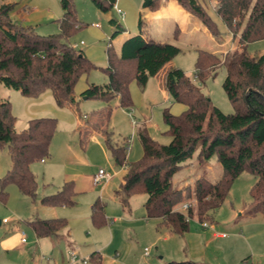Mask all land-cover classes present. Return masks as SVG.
I'll return each instance as SVG.
<instances>
[{
  "label": "trees",
  "instance_id": "16d2710c",
  "mask_svg": "<svg viewBox=\"0 0 264 264\" xmlns=\"http://www.w3.org/2000/svg\"><path fill=\"white\" fill-rule=\"evenodd\" d=\"M93 1L102 11H107L116 0ZM176 1L198 17L212 34H219L216 21L202 2ZM60 3L63 9L62 16L57 19L60 32L48 35L37 33L32 26L13 22L10 13L15 2L0 3V83L8 79L16 88H24L28 82L47 78L68 100L80 76L98 68L81 49L70 43L72 35L85 25L72 0H60ZM160 4L161 0L142 1V7L150 10H156ZM214 11L237 38L239 48L227 52L224 58L198 48L195 76L205 80L221 64L225 65L223 87L235 111L225 113L214 105L184 69L174 66L167 70L165 84L169 94L185 108L177 114L168 108L164 111V120L169 126L167 132L171 135L169 143L158 142L146 128H140L143 155L129 161L128 139L112 142L107 129L104 130L114 161L126 167L115 196L128 206L132 195L145 192L147 217L158 218V227L166 226L180 235L189 230L193 217L212 223L233 182L243 172L257 177L250 189L252 199L247 211L252 215L264 212V53L251 55L247 50L249 43L264 38V0H215ZM109 22L114 28L111 38L125 30L118 19L110 17ZM138 26L139 32L123 41L120 53L112 45L107 47L108 64L103 68L123 107L133 105L130 94L133 79L144 87L151 76L182 51L171 41H159L150 36L144 29L141 12ZM248 91L254 109L246 101ZM111 109L108 108L107 120ZM15 122L10 100L0 96V148L7 146L12 162L0 178V200L3 202L7 200V188L12 183L22 194L36 196L38 181L31 165L51 155L57 128V118L52 115L32 117L22 129H18ZM213 158L222 165L215 180L205 174ZM181 167L202 171L193 186L190 183L182 187L174 185V175ZM76 193L73 181L69 180L56 193L42 196L41 202L73 206ZM187 199L191 201L186 211L175 208ZM104 209L100 198L91 206V218L97 226L107 223ZM30 224L38 237H44L60 231L68 221L65 217L35 218ZM89 259L93 264H101L96 251ZM166 264L199 263L187 259Z\"/></svg>",
  "mask_w": 264,
  "mask_h": 264
},
{
  "label": "rangeland",
  "instance_id": "374dc122",
  "mask_svg": "<svg viewBox=\"0 0 264 264\" xmlns=\"http://www.w3.org/2000/svg\"><path fill=\"white\" fill-rule=\"evenodd\" d=\"M142 1L116 0L109 10L102 11L93 0H72L78 17L85 25L72 35L70 43L76 45L77 49H81L98 66L88 74L80 76L75 85V93L85 88L86 85H107L109 83L108 74L103 69L108 64L107 47L112 45L114 49L119 50L122 36V32H119L118 35L111 38L114 28L109 23V18L118 19L127 32L136 34L139 32L140 12L147 10L142 7ZM199 1L204 4L216 21L219 34L214 35L206 28L201 33H197L199 36L197 38L191 39L190 35H184L177 40L170 36L171 42L177 43L183 48L172 61L176 66L184 69L214 105L221 108L225 113H232L235 108L223 87V81L226 77L225 65L221 64L215 73L205 80L198 79L195 76L198 54L195 45L198 44L197 46L224 58L227 52L239 48L237 38H234L232 32L213 10L215 0ZM6 2H15L10 16L12 21L18 25L32 26L37 33L42 35L60 32L57 22V19L63 14L60 0H0V3ZM116 6L122 8L123 14L117 12ZM94 22H98L100 26H94ZM157 27H159V23L146 26L145 22L144 25V29H149L150 33H157ZM178 31L179 28L175 26L174 34ZM247 50L251 55L264 53V38L249 43ZM6 87L1 85L0 95H4L10 100L12 113L16 116V127H23L31 116L48 114L57 118V128L51 145V155L44 159L46 162L39 160L32 163L39 181L36 196L32 198L22 194L19 187L12 183L7 188L6 202L0 200V230L5 236L15 232L16 227H19L20 232L24 230L27 241L10 251L1 249L0 264H40L43 254L47 259L48 253L45 245L39 246L37 244L35 232L28 223V219L33 214V216L41 214V210L44 209L40 194L46 188L56 184L54 180H50L52 178L59 180L66 172L92 176L101 167L106 173H112L116 170L118 173L107 184H105L107 181L103 179L101 184L85 187L81 192L76 191V203L73 206L59 205L74 212L70 220L71 225H69L76 235L77 244L84 246L95 242L96 239L99 242L105 241L108 236V227L115 224L114 226L121 232V237L124 240L134 242L137 239L143 244L142 250L144 246L150 248L151 256L162 255L163 242H155V238L151 235L154 233V227L157 230L164 229V232L168 230V227H158L157 219L151 218L148 225L137 226V236L131 232L121 216L119 221L113 220L115 215L118 216L125 209L124 215L131 213L132 217H141L146 221L143 203L147 194L138 192L132 195L130 210L128 211L127 207H123L120 199L114 195V191L120 186L123 168L114 161L104 135L95 133L87 136L86 143H84L86 146L80 141L79 121H86L83 115L107 108L109 104L90 97L88 99L78 98L77 102H73V105H60L50 88L46 89L39 97H35L34 100L33 97L26 96L22 88L9 89ZM130 94L133 101L131 107L120 106L117 100L111 102L110 128L109 126L102 128L100 123L95 127H100L102 132L107 129L112 142L120 143L123 139H128L130 142L128 160L135 161L143 155V146L138 133L139 128H146L148 134L158 142L169 143L171 135L167 132L169 126L164 120V111L168 108L172 113H175V110L178 111L176 114L180 113L183 110V104L169 94L164 81L159 84L157 77H150L144 87L136 79H133L130 83ZM101 97L105 96L101 95ZM95 122L94 119L93 123ZM89 127L90 125H85V128ZM133 133L134 138L132 139ZM210 162L222 169L221 163L215 158ZM48 163L54 166V170L50 173L52 174L50 179L45 177V167ZM11 164L7 146L0 148V178L11 167ZM213 172L205 174L211 180H215L219 175H215V169ZM200 174L202 171L196 172L195 168L189 170L187 167H181L175 173L173 183L175 186H184V182L187 180L193 186ZM256 178L250 172H243L235 179L227 198L216 210L214 220L209 223L208 227H205L204 222L199 221L196 217L190 219V227L187 232L192 239V245L188 244L186 248L194 253L204 252L199 257L194 258L195 261L200 264H264V212L252 215L247 211L252 199L250 189ZM98 198L105 204L104 211L107 217V223L101 226L95 225L91 218V206ZM190 201L187 199L179 202L175 208L183 210L184 202ZM129 216L126 217L129 219ZM148 227L150 228L148 229ZM219 232H223L225 235H217ZM185 239L186 232L182 235L172 232V237L165 243L173 249L185 245ZM198 241H200V245ZM185 251L187 252V250ZM46 259L43 264H45ZM75 261L87 264L90 259L89 256L83 257L78 254Z\"/></svg>",
  "mask_w": 264,
  "mask_h": 264
},
{
  "label": "crops",
  "instance_id": "0c3cea01",
  "mask_svg": "<svg viewBox=\"0 0 264 264\" xmlns=\"http://www.w3.org/2000/svg\"><path fill=\"white\" fill-rule=\"evenodd\" d=\"M145 9L147 10L141 11L144 25H145V22H146V26H150V24H153V23H159V27H157L158 28L157 33L155 32L150 33L149 29H147L148 34L156 40L171 41L170 36H173L174 39L179 40L180 37L184 35H190V38L192 39V38L199 37L198 34L206 30V27L204 26V24L197 17H195L192 13H190L188 10L184 9L176 0H161V4L157 10H150L148 8H145ZM93 25L100 26L98 22H94ZM175 26L179 28V31L177 32V35H178L177 37L174 34ZM132 34L133 33H131L130 31L127 32V30H124L122 32L119 50H117L118 53L121 52V45L123 41ZM177 45L180 46L179 44ZM197 45L198 44L195 45L196 51L198 48H201L200 46H197ZM174 66H176V64L171 60L156 75L151 76V77H154V78L157 77L159 78V84L161 82L163 83V81L165 82L164 76L167 70L170 67H174ZM1 85L7 86L9 89L16 88L15 83L8 79H4L3 82L0 83V87ZM84 87L85 88H82L80 91H78V93L74 92L75 94L71 96L68 100L64 99V96L60 92V90L56 88V86L53 85L51 81L47 78L26 83L24 85V88H22V91L26 96L33 97V99L35 100V97H39L46 89L50 88L53 91L55 99L60 105H66V104L73 105V102H77L78 98L88 99L90 97L103 101L104 103H108L109 106L107 108H102L101 110L92 112L91 114H84L83 116L86 119V121H83V120L79 121L78 129L80 133V141L83 143L84 146H86V144L84 143H86L85 141L87 139V136L89 137V135L95 134V133L104 135V130L102 132L100 130V127H95V126H97V124L99 123L102 128L109 126L110 120L106 119L108 108L109 107L112 108V105H111L112 101L116 102L117 100L119 104V99H118V93L115 92L110 87V82L107 85H94V86L86 85ZM85 91H87V94L85 93ZM101 95L105 97H101ZM0 96L6 97L4 95H0ZM184 108L185 106L183 105V109ZM174 112L176 113L178 111L175 110ZM31 115H35V114H31ZM36 116H39V115L36 114L35 116H31L30 118L36 117ZM41 116H46V115H41ZM110 117L111 115L109 116V118ZM94 119L96 120L95 123H93ZM28 121L24 124L23 127H17V128L18 129L25 128L28 125ZM85 125H90V127L85 128ZM135 127H137V125H135ZM131 138L132 139L134 138V133ZM127 143H128L127 146H129L130 145L129 140ZM42 161L46 162V160H42ZM31 168L34 172L32 165H31ZM121 168H123V174H124L126 171V167L121 166ZM214 169L216 170L215 175H220L222 169L220 167H217L215 163L209 162L207 165V172L214 173L213 172ZM53 170H54V166L51 163L46 164L45 177L47 176L50 179L52 175L50 173H52ZM117 173H118V170L112 173H108L109 178L105 179V181H107L105 184L109 183ZM35 175L38 181V176L36 173ZM122 177L120 180V185L122 182ZM92 178H93V175L86 176V175H78L77 173L66 172L65 174L62 175V177L59 178V180H56L54 178L50 179V180H54L56 184L53 187L50 186L46 188V190L40 194V198L47 194L56 193L59 189H61L63 184L69 180L73 181L74 188L76 187L75 188L76 191L81 192L85 187H90V186L93 187L94 185H96L93 183ZM87 182H88V186H87ZM187 183H189V181L185 180L184 184L186 185ZM38 185H39V181H38ZM179 187H182V185H180ZM114 195H115V191H114ZM43 206H44L43 207L44 209L41 210L40 212L41 214H36L35 216H33L34 215L33 214L28 219L29 224H30V220L35 219V218H52V217H65L68 221V224L66 227H64L60 231L54 234L48 235V236L38 237L35 233L36 238H37V241H36L37 244H39V246L44 244L45 249L48 253L47 259L45 255L43 254V258L40 260L41 262L40 264H43L45 259H46L45 264H84L82 262H76V261H74L73 263L70 262V258H71L70 251L71 250L75 251L77 255L80 254L83 257L90 256L91 253L96 251L99 253L101 257V264H166L169 261H181V260H187V259L194 260V258H197L204 253L203 251H198L197 253H194L189 248L188 249L186 248L188 247V244L192 245L191 243L192 239L191 237H189V232H186L185 245L183 244L182 246H177L176 248L171 249L170 246L166 244L165 242H168V240L172 237V231L168 228V230L164 232L163 231L164 229L157 230L154 227L155 230H154V233H152L151 237L153 236L155 238L154 240L155 242H158V243L163 242L164 248L162 250L163 252L162 255H159L157 257L151 256L150 248L148 246H144V249L142 250L143 244L141 243V241L138 242L137 239H135L134 242L124 240L121 237V232L116 228V226H114L115 224H111L108 227V231H107L108 236L105 239V241L99 242L96 239L95 242L85 244L84 246H82L80 244H77L76 235L73 233V229L70 227L71 225L70 220L72 216L74 215V212L70 211L68 208L64 206H59V205H43ZM123 207H127L129 211L130 210V200H129V205L128 206L123 205ZM124 210L125 209H123L118 216L115 215L113 217V220L119 221V217L121 216L122 220H124L125 223H127V226L129 227V229H131V232H133L137 236L138 232L136 230V227L142 224L148 225L150 223L149 219L151 218L147 217L146 209H145L146 221H144V219H142L141 217H137V218L132 217L131 213L129 214L130 216L126 214L124 215L123 214ZM126 216H129V219ZM155 219H157L156 222L159 221L158 218H155ZM0 223H1V220H0ZM134 225L136 226L134 227ZM205 227H208V226H205ZM149 228L150 227H148V229ZM23 232L24 230L20 232L19 227H16L15 232H12L11 234L4 236L3 231L0 230V250L2 249L4 251H10V250L16 249L17 247L22 245V243H26L27 242L26 240L25 241L22 240V237L24 236ZM213 234H214V231H213ZM222 234L223 232L217 233V235L219 236H223ZM198 242L200 245V241ZM166 246H167V249H166ZM146 247L149 249L148 254L145 253ZM185 250H187V252ZM87 264H93V262L90 260L89 263Z\"/></svg>",
  "mask_w": 264,
  "mask_h": 264
},
{
  "label": "built area",
  "instance_id": "2783aa9c",
  "mask_svg": "<svg viewBox=\"0 0 264 264\" xmlns=\"http://www.w3.org/2000/svg\"><path fill=\"white\" fill-rule=\"evenodd\" d=\"M116 9H117V12L123 14V10L121 7L119 6H116ZM97 25V24H96ZM83 42V41H82ZM129 148V146H128ZM109 178V174L106 173V171L103 169V168H99L98 172H96L94 175H93V183L94 184H99L101 183V181L103 179H108ZM190 206V202H184V204L182 205V209L183 210H187ZM204 225L205 226H209V223L208 222H204ZM23 237H22V240L25 241L26 240V237H25V233L23 232ZM222 235H225V233H223ZM145 253L148 254L149 253V249L146 247L145 249ZM70 255H71V258H70V262H74L77 258V254L75 251H70Z\"/></svg>",
  "mask_w": 264,
  "mask_h": 264
},
{
  "label": "water",
  "instance_id": "95a60500",
  "mask_svg": "<svg viewBox=\"0 0 264 264\" xmlns=\"http://www.w3.org/2000/svg\"><path fill=\"white\" fill-rule=\"evenodd\" d=\"M249 91H251V89H249ZM249 91H248V93L246 94V101H247V103L249 104V106H250L252 109H254V108L251 106L250 102H249V98H248Z\"/></svg>",
  "mask_w": 264,
  "mask_h": 264
}]
</instances>
